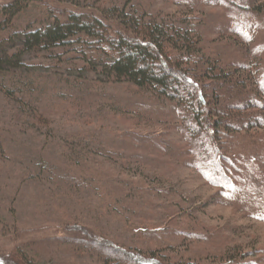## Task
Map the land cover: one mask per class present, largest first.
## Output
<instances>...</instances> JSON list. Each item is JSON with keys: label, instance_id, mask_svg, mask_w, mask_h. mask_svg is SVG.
Here are the masks:
<instances>
[{"label": "rangeland", "instance_id": "obj_1", "mask_svg": "<svg viewBox=\"0 0 264 264\" xmlns=\"http://www.w3.org/2000/svg\"><path fill=\"white\" fill-rule=\"evenodd\" d=\"M10 1L0 0V40L73 8L117 23L154 15L208 54L264 57V14L225 0H18L24 10L5 22ZM6 46L22 52V65L0 72L3 259L32 243L37 264H100L58 238L79 225L125 247L161 250L171 262L264 264V189L234 179L240 189L225 197L186 164L177 110L152 87L116 82L69 47L27 50L19 38ZM256 176L264 182V171Z\"/></svg>", "mask_w": 264, "mask_h": 264}, {"label": "trees", "instance_id": "obj_2", "mask_svg": "<svg viewBox=\"0 0 264 264\" xmlns=\"http://www.w3.org/2000/svg\"><path fill=\"white\" fill-rule=\"evenodd\" d=\"M17 1L2 5L3 21L24 10ZM225 1L258 17L264 14V3L256 0ZM16 38L27 50L69 47L90 58L88 62L116 82L152 87L157 99L166 100L177 110L188 144L178 153L191 156L184 158L186 164L220 188L225 197L238 187L234 179L264 189V182L256 176L264 171L263 56H250L240 48L243 54L235 58L230 50L223 51L226 56L208 54L203 43L194 42L172 20L168 23L154 15L148 21L141 18L117 23L98 11L70 8L34 29L15 30L9 38H2L0 72L22 65V52L11 55L6 46ZM228 48L234 46L229 44ZM73 227L67 237L58 238L77 257L88 255L93 261L95 255L94 262L99 260L100 264H183L171 262L161 250L145 252L125 247L89 228ZM58 238L46 241L58 242ZM37 249L28 244L14 250L7 260L0 256V264H37ZM228 264L260 263L242 260Z\"/></svg>", "mask_w": 264, "mask_h": 264}]
</instances>
